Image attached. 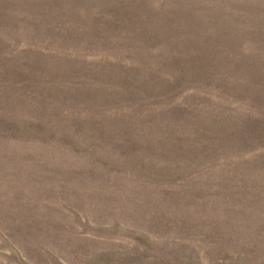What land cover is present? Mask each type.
Wrapping results in <instances>:
<instances>
[{
    "label": "rangeland",
    "instance_id": "374dc122",
    "mask_svg": "<svg viewBox=\"0 0 264 264\" xmlns=\"http://www.w3.org/2000/svg\"><path fill=\"white\" fill-rule=\"evenodd\" d=\"M0 264H264V0H0Z\"/></svg>",
    "mask_w": 264,
    "mask_h": 264
}]
</instances>
